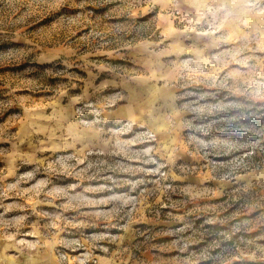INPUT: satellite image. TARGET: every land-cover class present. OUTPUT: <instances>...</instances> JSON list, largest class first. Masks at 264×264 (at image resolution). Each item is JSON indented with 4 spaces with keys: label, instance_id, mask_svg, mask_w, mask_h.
I'll list each match as a JSON object with an SVG mask.
<instances>
[{
    "label": "rangeland",
    "instance_id": "obj_1",
    "mask_svg": "<svg viewBox=\"0 0 264 264\" xmlns=\"http://www.w3.org/2000/svg\"><path fill=\"white\" fill-rule=\"evenodd\" d=\"M0 264H264V0H0Z\"/></svg>",
    "mask_w": 264,
    "mask_h": 264
}]
</instances>
